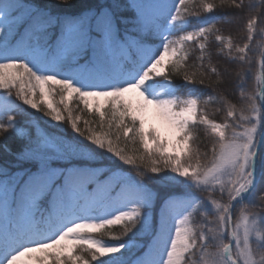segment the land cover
Listing matches in <instances>:
<instances>
[{
	"label": "snow or ice",
	"instance_id": "obj_1",
	"mask_svg": "<svg viewBox=\"0 0 264 264\" xmlns=\"http://www.w3.org/2000/svg\"><path fill=\"white\" fill-rule=\"evenodd\" d=\"M217 7L0 0V264H264V0H230L246 18L242 46L218 34ZM210 37L238 65L239 106L202 99L206 76H232L212 65ZM73 98L98 114L99 131L88 120L80 127ZM213 99L223 122L204 107ZM199 131L212 138L210 152L194 147ZM129 144L140 148L129 154ZM111 226L128 239L90 238Z\"/></svg>",
	"mask_w": 264,
	"mask_h": 264
},
{
	"label": "trees",
	"instance_id": "obj_2",
	"mask_svg": "<svg viewBox=\"0 0 264 264\" xmlns=\"http://www.w3.org/2000/svg\"><path fill=\"white\" fill-rule=\"evenodd\" d=\"M81 2L84 4H89V3H92L93 0H81ZM212 2L218 5V7L216 8L214 12V15L218 19L222 20L221 23L216 24V27L220 30L218 34L223 35L225 37H231L234 44H239L242 46L244 43H247V40L245 39L246 33H247L245 16L238 14L236 10L230 7V0H224L223 5H221V0H212ZM245 2L247 3L248 0H245ZM196 3L199 4L200 0H196ZM256 43L258 46L256 49V55L254 57L256 61V65L254 67H251L250 74L246 76L245 78L246 80L245 87L247 91L249 92L252 91L256 87L255 74H258V61L260 59L259 45L261 43L259 41V38H257ZM209 44H210L209 51L212 54V65L217 67L221 71L224 68H228L229 71L232 72V76L223 78L226 81V83H218L215 75L209 74L208 76H206L204 78L205 84L197 85V87L203 93V96H204L203 100H205V98H207L208 95H213V96L218 95L223 98L225 96H228V97H225L224 99L229 101L230 103H237L238 97H239V90L234 88L232 85L235 83V72L239 70L238 65L235 63H231L225 54L219 53V48L221 47V45L219 44V42L215 41L214 37L209 38ZM197 55H199L198 49H196L193 52L192 59H190L189 61L190 65L194 62L195 56ZM246 67H249V66H246ZM173 82L179 87V90H182V89L185 91L188 90L186 87L183 86V82L180 77H173ZM213 88H215V92H213ZM11 94H12V97L15 99L16 97L15 90H11ZM57 105H58V102H57ZM58 106L61 109L62 113L65 116H67V112L64 111V107H62L61 105H58ZM237 106H239L238 103H237ZM215 109H218V110H215ZM206 110L209 114V118L213 117L211 119L217 120L218 122L220 121L218 119V117L220 118V115L226 116V113L224 112L222 104L220 102L216 103L215 99H213L212 101L208 103V105L206 106ZM29 113L31 115L33 122L39 121L42 126H45V127L47 126L48 121L45 119L44 116H42L41 112L39 114V112L29 109ZM72 114L74 116L81 117L82 119L80 121L81 128L85 127L82 121L88 120L91 123L94 122V124H96L97 119H98V118L96 119V116L93 114H92L93 116L92 115L87 116L85 112L81 110L80 108H78L77 111L72 110ZM6 119L7 117H4L5 121ZM16 119L20 120L22 119V117L20 115H17ZM64 127L67 128L69 131L71 130L70 124L65 123ZM211 145H212V138L208 134L201 131V134H199V140L197 141V145H194V147L198 146L201 152H205V151L209 152L211 149ZM124 146H125L124 142L121 141L120 147H124ZM136 146L137 145H131V144L128 145L130 149L129 154H132L131 149L136 148ZM136 154L139 155V153H136ZM122 232H123V228L121 226H111L109 229H102L99 232L90 234V238L94 240H98L103 244L111 245V244H115L119 242L117 240H114L113 237L121 236ZM121 239L127 240L128 237L121 236ZM77 254L82 255L84 258H88V253L86 251L79 250ZM22 259L26 260V258H22ZM102 259H106V257ZM93 264H95V262H93Z\"/></svg>",
	"mask_w": 264,
	"mask_h": 264
},
{
	"label": "rangeland",
	"instance_id": "obj_3",
	"mask_svg": "<svg viewBox=\"0 0 264 264\" xmlns=\"http://www.w3.org/2000/svg\"><path fill=\"white\" fill-rule=\"evenodd\" d=\"M12 90H15V89H12ZM0 91H3V90H0ZM188 91V90H187ZM187 91H185V90H181V92H180V90H179V92H178V94L179 95H185V94H187ZM15 92H16V90H15ZM225 97H228V96H225ZM224 97V98H225ZM204 98V96L202 95V99ZM208 98V97H207ZM207 98H205V100H207ZM37 99L39 100V94H38V90H37ZM52 99L54 100V102L57 104V102H58V105H61L59 102H60V99H61V97H60V95H59V90L58 89H56L55 90V92L53 93V96H52ZM210 102V101H209ZM208 102V103H209ZM215 102L216 103H218L219 101L218 100H215ZM208 105V104H207ZM207 105H204V107H205V109H206V106ZM62 107H64L63 105H61ZM215 106H217V105H215ZM41 107L42 108H45V111L47 110L46 109V107L44 106V105H41ZM69 108H71L72 110H74V111H77L78 110V108H80L81 110H83L84 112H85V114L87 115V116H91L92 114L93 115H95L96 116V119H97V122H96V124H94V122L93 123H91L92 124V126H96L97 127V130L99 131L100 129H99V127H98V123H99V117H98V114H96L95 112H89V111H86V110H84L83 109V105H82V103L78 100V99H76V98H73L72 99V101L69 103ZM215 110H218V109H215ZM33 111H35V110H33ZM207 111V110H206ZM225 112V111H224ZM226 113V112H225ZM39 114H40V112H39ZM92 115V116H93ZM42 116H44L43 114H42ZM45 117V119L47 120V121H49V118L48 117H46V116H44ZM211 118H213V117H211ZM210 118V119H211ZM224 118H225V116H222V115H220V118L218 117V119L220 120L219 122H223L224 121ZM147 119H148V121H149V123H155L157 126H159V127H161V130H162V132H167V129L166 128H164L162 125H160V122H159V120L155 117V115H154V113H149L148 114V116H147ZM82 120V119H81ZM217 121V120H216ZM83 122V121H82ZM218 122V121H217ZM82 129H83V127H82ZM105 131L107 130L106 128L104 129ZM199 134H201V131H199L198 133H197V135L199 136ZM212 146V145H211ZM136 148H140V146L137 144V146H136ZM141 151H142V148H141ZM210 152V151H209ZM198 195H199V193H197ZM215 198L216 199H220V194L219 193H216L215 194ZM225 201H226V199H227V197L225 196L224 198H223ZM198 219V218H197Z\"/></svg>",
	"mask_w": 264,
	"mask_h": 264
}]
</instances>
